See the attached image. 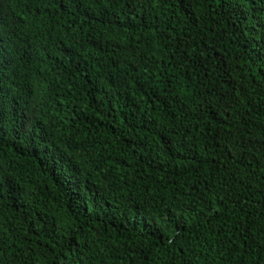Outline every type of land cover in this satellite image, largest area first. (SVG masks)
<instances>
[{
    "label": "trees",
    "instance_id": "16d2710c",
    "mask_svg": "<svg viewBox=\"0 0 264 264\" xmlns=\"http://www.w3.org/2000/svg\"><path fill=\"white\" fill-rule=\"evenodd\" d=\"M0 264H264V0H0Z\"/></svg>",
    "mask_w": 264,
    "mask_h": 264
}]
</instances>
